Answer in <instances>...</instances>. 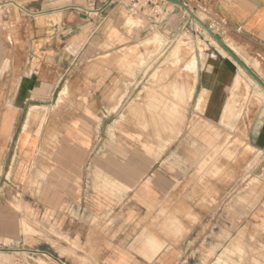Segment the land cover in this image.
Listing matches in <instances>:
<instances>
[{"label":"crops","instance_id":"1","mask_svg":"<svg viewBox=\"0 0 264 264\" xmlns=\"http://www.w3.org/2000/svg\"><path fill=\"white\" fill-rule=\"evenodd\" d=\"M16 1L3 14L7 2H0V264H26L21 256L28 249L42 253L47 264H264L263 196L251 210L240 203L233 211L225 199L215 210L214 199L177 197L196 157L193 134H199L196 127L185 138L182 125L189 109L195 113L189 125L198 124V101L201 107L208 102L206 119L220 121L215 114L228 90L230 61L209 57L203 68L196 55L194 69H177L175 80L159 85L158 91L174 93L173 101L158 100L171 110L149 115L148 122L165 142L173 123L180 133L156 154L147 145L134 147L136 132L127 130V116L116 113L148 101L141 93L151 75L150 69L120 67L128 56L120 49L151 24L161 28L163 21L152 15L157 9L159 18L183 23L182 8L149 0L142 4L146 26L130 32L127 17L139 10L132 14L116 1L104 8L100 0ZM177 1L198 18L204 15L206 26L264 53V0ZM76 61L80 66L72 72ZM254 73L264 83V63ZM68 90L88 110L55 133L54 109L69 104L62 98ZM39 108L46 109L45 132L33 116ZM254 134L261 153L264 125ZM254 166L264 182V166ZM28 216L31 231L24 234ZM248 252L256 254L248 259Z\"/></svg>","mask_w":264,"mask_h":264},{"label":"rangeland","instance_id":"2","mask_svg":"<svg viewBox=\"0 0 264 264\" xmlns=\"http://www.w3.org/2000/svg\"><path fill=\"white\" fill-rule=\"evenodd\" d=\"M11 1L17 3L16 0L0 1L7 2L5 6H2V14L5 13L6 9H15ZM1 5L2 3H0ZM169 7L172 6L169 5ZM137 9L139 10H137V15H128L126 20L125 28L129 29L130 32L132 28L139 30L146 26L143 20L142 5L140 4ZM157 12H159L158 9L156 12H152V15H156L157 22L163 21L161 28H154L153 24H151L152 28L145 29L141 33L139 40L137 39L132 44L126 45L124 49H120L121 53H128V56L123 55L122 60L119 61L120 67L133 68L135 70L150 69L149 73L151 75L141 93L143 96L149 95L150 98L147 96V102L143 99L140 102L136 101L128 104V106L118 108L116 113L127 116L130 121L127 130L136 132L135 135L137 137L134 147L138 150L142 146L145 147L147 145L152 148V153L156 154L167 147L165 143H170L176 133L175 123H173L172 130L174 132L171 137L168 136L166 138L165 142L164 133H157L158 127L148 122L149 115L155 114L159 117V115H164L171 110L159 107L158 100L168 98V101H173L170 96H173L174 93L158 91L159 85H163L166 80H175L177 78V76H173L175 70L186 68L184 66L191 62L196 55H200V58L203 59L200 64V67L203 68H207L208 63H210L209 57L218 58L220 61H224L221 58L224 57L226 62L230 61L231 73L227 82L228 90L225 93L224 102L217 107L215 114L221 115L220 121H218L217 117L211 121L205 118L208 102L202 103L203 107L199 111L197 110V105L195 106V111L199 113L196 117L198 123L196 132L199 134H193V138H195L192 141L195 145L193 152L196 157L191 173L180 185L177 197L178 199H214L215 210H222L223 202H229L231 211L238 209L240 203H246L248 210H251L256 203L255 199H260L262 196L264 199V182L258 180L256 176L260 172L254 170V165L256 164L260 163L264 166V150L258 153L253 142L256 129L260 125H264V89L185 10L181 9V13L185 17L184 22L181 24L177 20H168L162 13V17L159 18ZM167 14L174 15L175 12L168 11ZM199 17L203 22L205 19L204 15L200 14ZM171 28L174 31H171ZM212 30L214 33L217 30V34H222V38H225L224 41L228 44L227 47L231 48V51H234L236 56L253 73L258 71L262 63H264V53L255 51V48L246 41L235 38L230 39L228 34H225L219 28L216 29L214 27ZM206 54L208 55L206 56ZM103 62L105 65L106 63L109 64V59L103 60ZM72 66L73 72L79 68L80 62H74ZM165 69H169L168 74H165ZM187 71H190V69H187ZM180 73L184 72L178 71V75H181ZM180 77L178 76V78ZM151 89L154 91H151ZM62 98L65 105L66 103L69 104L67 106L58 105L54 109L55 124L54 128L51 127V131L55 133L66 131L67 127L72 125L71 122L77 121L78 116L88 110L83 108L80 103L75 102V99L78 98V93L68 90L64 92ZM150 102L153 106H145L146 103ZM108 110L111 111V109ZM182 113L186 114L185 109H183ZM192 114H195L193 109H189L188 117L190 118ZM36 115L39 116L37 130L45 132L47 130L46 109H34L33 116L36 117ZM172 117L174 118V114H172ZM189 118L182 125V133L185 138L189 136V129L192 124L189 125ZM179 128L177 126V130ZM138 137L140 138L139 140H137ZM159 155H155V158ZM223 199L225 200L222 202ZM29 216L22 222L24 234H29L31 231ZM237 224L236 221L234 227H238ZM41 254L35 249H28L21 256V259L26 264H47L45 262L46 258ZM255 254L254 252H248V259Z\"/></svg>","mask_w":264,"mask_h":264},{"label":"water","instance_id":"3","mask_svg":"<svg viewBox=\"0 0 264 264\" xmlns=\"http://www.w3.org/2000/svg\"><path fill=\"white\" fill-rule=\"evenodd\" d=\"M171 3H174L184 9L187 14L198 24L200 25L204 31L208 33V35L244 70L246 71L258 85H260L264 89V83L262 80L253 73L248 66L243 63L223 42L220 35L214 33L208 26H206L191 10H189L186 5L182 1L177 0H165Z\"/></svg>","mask_w":264,"mask_h":264},{"label":"built area","instance_id":"4","mask_svg":"<svg viewBox=\"0 0 264 264\" xmlns=\"http://www.w3.org/2000/svg\"><path fill=\"white\" fill-rule=\"evenodd\" d=\"M114 1L119 2V3L124 4L127 7H129L131 9L132 14L137 11V7L140 6V4L142 5V4H148L149 3V0H100V3L102 5V7L104 8L108 5H110ZM209 28L212 30L211 27H209Z\"/></svg>","mask_w":264,"mask_h":264},{"label":"bare ground","instance_id":"5","mask_svg":"<svg viewBox=\"0 0 264 264\" xmlns=\"http://www.w3.org/2000/svg\"><path fill=\"white\" fill-rule=\"evenodd\" d=\"M198 17V16H197ZM200 19V18H199ZM201 20V19H200ZM225 39V38H224ZM230 50H231V48H229ZM234 54H235V52L234 51H232ZM236 55V54H235ZM184 67H186V68H188V69H194L195 68V62L194 61H191V62H189V63H187ZM196 70V69H195ZM191 71V70H190ZM188 77V76H187ZM195 80V79H194ZM193 82V81H192ZM206 84V83H205ZM190 85V84H189ZM187 87L188 86H186L185 85V88L187 89ZM190 87H192V86H190ZM193 88V87H192ZM182 89H183V87H182ZM186 89H185V91H186ZM188 90V89H187ZM203 90V89H202ZM184 90H183V92H185ZM194 91V90H193ZM183 96H184V94L183 93H181ZM191 94V93H190ZM188 95V94H187ZM193 95V94H192ZM204 96V95H203ZM257 96H258V94H257ZM190 97V96H189ZM260 97V96H259ZM262 97V96H261ZM187 98V97H186ZM188 101V100H187ZM262 101V100H261ZM188 105V104H187ZM179 107V106H178ZM203 107V106H202ZM201 101H198V104H197V110L199 111L201 108ZM172 115V114H171ZM182 118V117H181ZM152 120V119H151ZM159 122V121H158ZM155 123V122H154ZM196 126H197V124H195V122H193L192 124H191V127H190V130L191 131H193L195 128H196ZM178 133H180V128L176 131V133H175V137L177 136V134ZM174 137V138H175Z\"/></svg>","mask_w":264,"mask_h":264}]
</instances>
